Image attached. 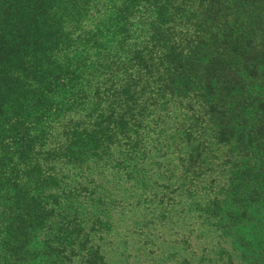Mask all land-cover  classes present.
I'll list each match as a JSON object with an SVG mask.
<instances>
[{"label":"trees","instance_id":"1","mask_svg":"<svg viewBox=\"0 0 264 264\" xmlns=\"http://www.w3.org/2000/svg\"><path fill=\"white\" fill-rule=\"evenodd\" d=\"M0 264H264V0H0Z\"/></svg>","mask_w":264,"mask_h":264}]
</instances>
